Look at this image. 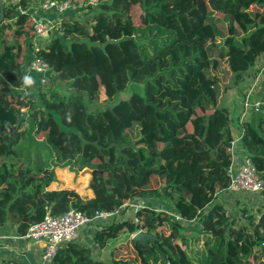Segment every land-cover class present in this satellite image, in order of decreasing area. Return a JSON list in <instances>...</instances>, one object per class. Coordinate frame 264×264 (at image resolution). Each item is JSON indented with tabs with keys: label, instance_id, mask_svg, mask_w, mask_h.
<instances>
[{
	"label": "trees",
	"instance_id": "trees-1",
	"mask_svg": "<svg viewBox=\"0 0 264 264\" xmlns=\"http://www.w3.org/2000/svg\"><path fill=\"white\" fill-rule=\"evenodd\" d=\"M83 8V19H61V37L52 35L38 54L67 84L66 98L53 89L31 98L22 69L24 40L33 35L27 0L3 4L0 227L16 225L23 234L47 211L93 218L151 198L172 212L144 208L136 215L147 222L114 219L92 236L99 251L129 238L131 259H95L89 247L71 242L47 264H264V225L239 203L246 223L237 225L218 202L230 184L233 141V119L219 101L220 75L236 85L260 75L264 102V69H256L264 56V0H99ZM130 83L141 90L110 108H86L101 89L107 101ZM251 111L235 121L264 198V104ZM54 168L92 170V197L50 189ZM182 222L196 224V233L183 234ZM158 225L168 228L167 238ZM139 229L154 239L134 242Z\"/></svg>",
	"mask_w": 264,
	"mask_h": 264
},
{
	"label": "built area",
	"instance_id": "built-area-1",
	"mask_svg": "<svg viewBox=\"0 0 264 264\" xmlns=\"http://www.w3.org/2000/svg\"><path fill=\"white\" fill-rule=\"evenodd\" d=\"M1 2L6 6H10L18 4L20 0H1ZM98 3L99 0H85V2L78 4H75L71 0L61 2L56 0H43L32 7L30 12L27 9L26 12L30 16L33 29L31 56L28 60V68L39 75L38 88L43 92H46L45 90L51 84L53 72L38 54L47 44L49 38L58 26L52 21L43 19L42 13L55 12L58 14H64L67 11L78 10L86 5L96 6ZM20 12L24 11L20 10ZM248 94H250V92ZM262 104H264L262 101L254 102L250 106L245 103V108L247 109L249 107L254 112H258ZM243 115L239 119L240 123L244 119ZM23 126L26 127L25 124ZM237 132L239 133V136L235 138L233 135L232 146L230 149L232 155V164L228 168L230 184L229 187L220 194L223 193L228 196L238 195L243 192L259 194L263 185V180L253 168L251 161L245 156L244 151L239 144L241 130L239 129ZM132 204L134 205V201H130L124 205L125 207H133ZM121 213V210L116 212L99 211L93 218H88L73 209L58 216H54L47 211L42 221L30 225L26 232L18 234L15 237V240L22 243L42 244L44 246V252L40 264H47L51 262L60 247H64L71 242H77L78 234L83 228L91 226L94 228L95 232L101 226L110 223L114 219H121ZM0 264L17 263L6 261Z\"/></svg>",
	"mask_w": 264,
	"mask_h": 264
},
{
	"label": "rangeland",
	"instance_id": "rangeland-1",
	"mask_svg": "<svg viewBox=\"0 0 264 264\" xmlns=\"http://www.w3.org/2000/svg\"><path fill=\"white\" fill-rule=\"evenodd\" d=\"M80 11H78L79 15L83 16L85 14L84 8H79ZM81 18V19H83ZM55 77V76H54ZM52 77L51 78V84L48 86V88L45 90L46 93L49 92L50 89L55 90L60 94L64 99L66 98L68 94V87L67 84L64 82H60L58 79ZM221 81L219 82V90H220V106L225 111H227V114L230 115V117L233 119L231 125H232V132L234 137L236 138L239 136V128L236 125L235 120H239L240 117L243 115L244 119L248 118L250 114L252 113L251 108H245V103H247L249 106L252 105L254 102H258L261 99L262 93H259L261 83L263 81V78L259 75L254 80L251 78H248L242 85H236L233 81L232 77L223 79L221 77ZM140 91V86H135L133 83L128 84V86L115 94V96L106 101V97L103 94V89H101V95L100 98L97 101L89 102L86 101L85 105L89 112H96L103 110L105 108H110L112 105L117 103L119 100L122 99H128L129 96L133 93V91ZM240 90V91H239ZM250 92V94H248ZM34 93V91H33ZM29 94V93H28ZM248 94V95H247ZM244 95V98H243ZM243 119V120H244ZM239 121H237L238 123ZM240 123V122H239ZM81 171H69L68 168H54V173L56 176V181L52 183L50 189L57 190H74L78 192L81 196H85V194L89 193L88 185L90 182V177L87 174L81 175ZM160 186L159 181L157 178L153 179L152 187L156 188ZM233 197V196H232ZM232 197L230 200H232ZM218 200L222 205L228 210L231 218H235L237 220V225H244L245 220L241 217L239 213V206L238 205H227L224 200H222L221 197H218ZM134 205L131 209H128V207H121V220L127 219L126 216H128L129 211L135 210L136 211L133 214V219L135 223H137V218H141L143 223L147 222L145 218H143L142 215L137 216L136 213L139 211L140 214L143 213L142 210L144 208L155 210V211H168L172 212V207L168 204H166L163 201L160 200H154L151 198L146 199H134ZM233 203V202H231ZM249 211L250 213L254 215L255 219L259 221L260 217L264 214V205L258 204L256 200L249 201ZM129 210V211H128ZM123 217V218H122ZM141 222V224H143ZM158 232L163 236V238H167L169 235V230L166 226L158 225ZM197 225H192L188 223H182L181 232L185 235H193L196 233ZM142 231L146 232L145 229H139L137 232ZM91 247L92 255L95 259H109L114 254V257L116 259L121 260H129L132 258V246L130 243L129 238H121L118 241L110 242L108 247L102 251H99L94 244ZM196 250L200 251L201 247L198 245L195 247Z\"/></svg>",
	"mask_w": 264,
	"mask_h": 264
},
{
	"label": "crops",
	"instance_id": "crops-1",
	"mask_svg": "<svg viewBox=\"0 0 264 264\" xmlns=\"http://www.w3.org/2000/svg\"><path fill=\"white\" fill-rule=\"evenodd\" d=\"M41 1H35V0H27V8L28 11H31V8L35 5L39 4ZM78 10H71L67 11L64 14H58L55 12H47L42 13V17L45 20L52 21L57 26L59 25L60 21L64 17H68L71 19H81L83 16L79 15ZM55 37H61V34L57 31V29L52 34ZM24 44L26 47V59L24 61V64L22 66V69L24 71L25 76L31 77L33 83L31 85H26L25 92L29 95V97H33L36 93L39 83V75L32 72L28 68V60L31 56V45H32V37L26 38L24 40ZM256 69L262 70L264 69V56H261L256 61ZM55 74H52V77H54ZM55 78V77H54ZM34 91V93H33ZM89 190V189H88ZM224 195V196H223ZM87 197H92V193L89 190L88 194H85ZM219 197L222 198L226 202L227 205H237V203L245 205L247 209H249V201L256 200L258 204L264 205V198L261 197L259 194H250V193H240L238 195L228 196L225 194H220ZM232 197V200H230ZM218 202H220L218 200ZM233 202V203H231ZM222 204V203H221ZM132 206L128 207V209H131ZM137 207H134L135 210L129 211L128 216H126L127 219H132L134 212L136 211ZM264 210V208H263ZM252 213V212H251ZM264 213V212H263ZM123 218V217H122ZM94 233V228L91 226H87L81 230V232L78 234V243L85 245L86 247H93V241L92 236ZM18 235L17 233V227L16 225L8 224L3 227H0V263L6 262V261H12L17 264H40L41 263V257L44 252V246L42 244H32V243H22L15 240V237Z\"/></svg>",
	"mask_w": 264,
	"mask_h": 264
},
{
	"label": "water",
	"instance_id": "water-1",
	"mask_svg": "<svg viewBox=\"0 0 264 264\" xmlns=\"http://www.w3.org/2000/svg\"><path fill=\"white\" fill-rule=\"evenodd\" d=\"M2 9H3V4L0 0V20L2 19ZM92 172H93L92 170L85 168L80 172V174L81 175L87 174L90 177ZM258 223H261L264 225V214L260 217ZM133 239H134V242H139L140 244H143L146 239H149L152 241L154 238L147 232L139 231L135 233Z\"/></svg>",
	"mask_w": 264,
	"mask_h": 264
},
{
	"label": "clouds",
	"instance_id": "clouds-1",
	"mask_svg": "<svg viewBox=\"0 0 264 264\" xmlns=\"http://www.w3.org/2000/svg\"><path fill=\"white\" fill-rule=\"evenodd\" d=\"M24 83H25L26 85H31V84L33 83V81H32V79H31V77H29V76H25V77H24Z\"/></svg>",
	"mask_w": 264,
	"mask_h": 264
}]
</instances>
